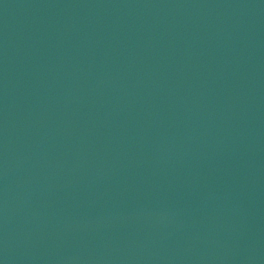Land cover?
Returning <instances> with one entry per match:
<instances>
[{"label":"water","instance_id":"95a60500","mask_svg":"<svg viewBox=\"0 0 264 264\" xmlns=\"http://www.w3.org/2000/svg\"><path fill=\"white\" fill-rule=\"evenodd\" d=\"M0 264H264V0H0Z\"/></svg>","mask_w":264,"mask_h":264}]
</instances>
